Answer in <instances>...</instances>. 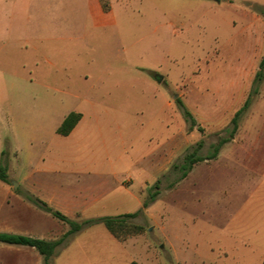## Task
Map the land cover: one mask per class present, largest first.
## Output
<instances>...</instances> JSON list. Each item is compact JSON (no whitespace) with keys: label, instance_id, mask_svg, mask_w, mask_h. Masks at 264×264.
<instances>
[{"label":"rangeland","instance_id":"1","mask_svg":"<svg viewBox=\"0 0 264 264\" xmlns=\"http://www.w3.org/2000/svg\"><path fill=\"white\" fill-rule=\"evenodd\" d=\"M97 4L110 24H94L88 0H32L23 29L0 35V233L62 238L69 225L39 201L78 223L139 213L129 221L143 226L125 241L101 223L86 227L50 264H261L262 253L244 251L242 241L264 222V81L218 156L170 184L173 166L199 143L207 155L228 137L252 92L264 0ZM72 111L84 116L80 128L57 135ZM246 206L245 220L234 221ZM0 264L42 257L0 243Z\"/></svg>","mask_w":264,"mask_h":264},{"label":"trees","instance_id":"2","mask_svg":"<svg viewBox=\"0 0 264 264\" xmlns=\"http://www.w3.org/2000/svg\"><path fill=\"white\" fill-rule=\"evenodd\" d=\"M261 15H264V7L258 9ZM264 81V55H262L261 60L258 65V71L255 74L252 92L246 97L242 107L234 114V117L231 121V130L229 131L228 137L220 138L215 144L211 145L210 152L207 155L201 154L202 143H199L195 149L187 153L180 164L174 165L173 170L178 174V177L172 181L170 184L171 187L175 186L181 180L185 179L187 175L192 171L195 164L205 161L213 160L218 156L221 148L227 144L230 140L233 139L234 134L238 129V123L241 116L249 108L253 95L257 94V86ZM178 108L181 111L184 119L190 124V129L196 125V121L191 115L190 111L186 106L180 101L177 100ZM82 119V114L79 112H69L56 129V134L59 136L66 137L68 136L79 121ZM6 167L0 166V181L7 182ZM159 184L156 183L150 188L149 197L144 201L143 208H147L158 196L159 194ZM38 205L43 209L44 212L50 214L54 218L58 219L61 222H64L69 225L70 229L68 232L63 235L62 238L48 241L39 238H33L29 236L11 234V233H0V243L6 245L22 246L29 247L34 249L41 257L42 264H50L51 257L56 253L57 247L65 243V239L77 232H80L82 229L92 226L97 223H101L107 232L118 241H125L127 238L135 235H139L143 231V226L130 222V219H134L139 213H130L122 216H106L100 217L97 219H87L83 222H75L67 218L65 215L54 211L47 207L46 204L37 201ZM129 264H138L135 261L130 262ZM261 264H264L262 261Z\"/></svg>","mask_w":264,"mask_h":264},{"label":"crops","instance_id":"3","mask_svg":"<svg viewBox=\"0 0 264 264\" xmlns=\"http://www.w3.org/2000/svg\"><path fill=\"white\" fill-rule=\"evenodd\" d=\"M31 2L32 0H0V35H2L3 30H6V29L10 30L14 27L16 29H21V28L23 29V26H25V23L28 21L30 17L29 8L31 6ZM88 5L91 10L93 19H94V24L96 26L97 25H107L112 22V17H111L112 15L110 13H104L99 10L97 0H88ZM45 29H47V25L45 26ZM37 39L42 41L43 35H40ZM64 117L62 118V121ZM83 118L84 116L82 114V119L73 129V131L66 137H69L71 134H74L76 131H78ZM228 158L231 159L233 157H228ZM249 210H250V207L246 206L236 211L235 216H234V221L235 220L244 221L246 218V213ZM253 232H254V239L252 240L253 238L252 236V237H249L243 240L242 248L244 251H248V253H255V252L262 253V256L259 259H262V261H264V249H262V245H264V222H260L258 225V228L257 229L255 228ZM255 237H257V239H255ZM54 240H57V239L52 238L48 241H54ZM74 240L75 238L68 244V247L64 248L63 254L67 253L70 249L73 248ZM243 258H246V257L243 256ZM248 258H251V256H249Z\"/></svg>","mask_w":264,"mask_h":264}]
</instances>
